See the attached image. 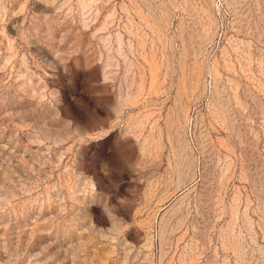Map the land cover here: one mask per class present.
Segmentation results:
<instances>
[{"label": "rangeland", "instance_id": "374dc122", "mask_svg": "<svg viewBox=\"0 0 264 264\" xmlns=\"http://www.w3.org/2000/svg\"><path fill=\"white\" fill-rule=\"evenodd\" d=\"M0 264H264V0H0Z\"/></svg>", "mask_w": 264, "mask_h": 264}]
</instances>
